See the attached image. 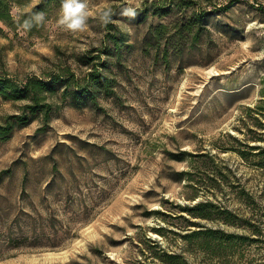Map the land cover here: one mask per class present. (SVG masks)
<instances>
[{
  "label": "rangeland",
  "instance_id": "obj_1",
  "mask_svg": "<svg viewBox=\"0 0 264 264\" xmlns=\"http://www.w3.org/2000/svg\"><path fill=\"white\" fill-rule=\"evenodd\" d=\"M36 1L12 7L14 26L0 21V73L47 77L68 67L82 75L105 60V25L98 17L109 7L134 46L119 62L108 59L113 96L96 94L95 105L62 104L42 130L36 115L0 142V172L9 173L0 185V221L18 212L63 214L53 216L56 246L2 248L0 264H160L144 257L153 252L144 243L148 237L181 252L188 264H264V242L242 245L227 262L184 252L180 236L152 229L183 233L182 219L153 210L175 216L177 205L212 200L256 220L264 239V168L253 153L245 159L238 151L245 143L264 146V109H253L264 100V0H237L215 13L207 20L209 41L168 66L140 50L148 25L169 18L149 11L150 0H87L88 28L76 33L58 24L60 6L25 30L19 14ZM227 1L198 4L211 10ZM129 6L134 17L121 15ZM95 54L84 65L85 56ZM17 104L0 98V120ZM200 222L250 233L245 226Z\"/></svg>",
  "mask_w": 264,
  "mask_h": 264
},
{
  "label": "trees",
  "instance_id": "obj_2",
  "mask_svg": "<svg viewBox=\"0 0 264 264\" xmlns=\"http://www.w3.org/2000/svg\"><path fill=\"white\" fill-rule=\"evenodd\" d=\"M30 1L0 0V21L6 26H14L16 20L12 14V7L24 6ZM235 1L237 0H228L223 5L205 10L199 7L198 0H150L147 6L149 11L160 17L167 15L169 18L166 22L161 21L148 25L141 40L140 50L151 55L153 60L160 55L165 66L169 65L172 58L181 60L183 53L195 50L200 40L209 41L210 29L207 26V20L217 12L227 11ZM59 6H61V0H37L29 10L19 14V22L23 23L24 19L29 18L34 12L46 13ZM104 30V44L100 51L105 56V60L90 64V69L80 76H76L68 67L60 72L50 73L47 77L26 75L19 79L10 76L7 72L0 73V98L20 101L15 112L3 116L0 120V142L5 141L13 130L28 124L36 115L40 117L39 130H42L62 104L80 105L89 101L95 105L97 103L96 94L101 93L107 97L114 95L116 84L114 78L107 74L110 70L108 59L119 62L123 51H131L134 43L130 42L126 33L113 22L105 25ZM99 55L85 56L86 59L82 61L84 65H88ZM261 93L264 94V92ZM260 102L253 109H264V100ZM233 140L236 141V138L233 137ZM243 145L246 149L238 150L240 156L246 159V153H253L258 157V160L254 162L255 165L264 168V146L248 143ZM255 149L258 151L252 152ZM7 172V170L0 172V185L9 176ZM26 181L27 176H24L22 182ZM53 182L54 179H51L47 183L46 190L52 186ZM177 208L179 214L175 216L159 209L153 210V213L182 219L184 223L178 226L185 232L181 233L162 226L152 229L161 236H164L166 232L180 236L184 243L182 247L184 252L199 250L205 255L218 257L228 262L229 257L233 256L237 248L242 245H258L264 242L256 220L240 218L220 203L205 200L190 205H177ZM59 213L53 216L63 215ZM53 216L50 212H45L44 215L38 212L34 215L18 212L12 218L0 221V249H13L19 246H56L59 235L54 230L52 221L59 222V220H55ZM201 220L245 226L250 233L247 235L227 232L220 228L206 226L200 222ZM144 243L148 249H153V252L144 256L150 258L151 261L157 259L160 264H188L185 255L181 252L165 250L156 239L148 237Z\"/></svg>",
  "mask_w": 264,
  "mask_h": 264
},
{
  "label": "clouds",
  "instance_id": "obj_3",
  "mask_svg": "<svg viewBox=\"0 0 264 264\" xmlns=\"http://www.w3.org/2000/svg\"><path fill=\"white\" fill-rule=\"evenodd\" d=\"M135 9L125 7L121 11V15L134 17ZM90 12L87 0H61L60 15L58 24L66 30L76 33L84 32L88 28ZM112 9L106 8L98 17L99 21L107 25L112 22ZM46 14L43 11L34 12L32 15L24 19L22 27L25 30L31 29L34 25H42L45 22Z\"/></svg>",
  "mask_w": 264,
  "mask_h": 264
}]
</instances>
